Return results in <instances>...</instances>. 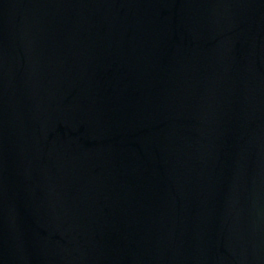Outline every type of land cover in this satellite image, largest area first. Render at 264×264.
Masks as SVG:
<instances>
[{"label": "water", "instance_id": "obj_1", "mask_svg": "<svg viewBox=\"0 0 264 264\" xmlns=\"http://www.w3.org/2000/svg\"><path fill=\"white\" fill-rule=\"evenodd\" d=\"M0 264H264V0H0Z\"/></svg>", "mask_w": 264, "mask_h": 264}]
</instances>
